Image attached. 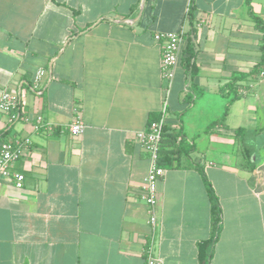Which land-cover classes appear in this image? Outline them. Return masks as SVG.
Returning a JSON list of instances; mask_svg holds the SVG:
<instances>
[{
	"label": "crops",
	"instance_id": "obj_1",
	"mask_svg": "<svg viewBox=\"0 0 264 264\" xmlns=\"http://www.w3.org/2000/svg\"><path fill=\"white\" fill-rule=\"evenodd\" d=\"M250 2L264 20V0ZM183 27L168 85L155 36ZM262 43L247 0H0V92L21 93L20 118L0 111V138L31 139L10 169L23 187L0 178V264H146L150 244L164 264H264ZM242 75L223 121L225 85ZM162 114L171 163L153 228L137 135ZM78 115L85 128L73 136ZM38 116L52 130L36 132Z\"/></svg>",
	"mask_w": 264,
	"mask_h": 264
},
{
	"label": "built area",
	"instance_id": "obj_2",
	"mask_svg": "<svg viewBox=\"0 0 264 264\" xmlns=\"http://www.w3.org/2000/svg\"><path fill=\"white\" fill-rule=\"evenodd\" d=\"M188 30L181 28L177 31H165L156 34V39L162 42L163 50L161 57V74L162 78L167 81L168 85L171 84L175 77V71L180 63L181 54L188 36ZM45 70H39L33 78L32 89H38V83ZM264 75V69L262 71ZM20 105L21 93L3 90L0 92V111L11 115V120L20 118ZM166 107L163 108L165 114ZM165 117L162 114L157 120L151 121L147 128L137 135L138 141L142 147L149 154L150 167L147 176L145 177L142 189L144 191V199L146 201L149 215L150 224L153 228L156 227L158 222L157 205L159 200L158 183L165 176L167 169L160 165V148L163 138V131L165 126ZM85 128V123L81 116H77L69 125V131L73 136L80 135ZM41 129L52 130L50 123L44 122L42 116L36 118L34 130L36 132ZM31 144L30 138H13L1 139L0 138V178L12 177L15 181V186L22 188L25 181V175L20 172H12L10 169L14 163L19 160L25 149ZM154 245L150 244L147 250L146 264H164L163 260L154 254Z\"/></svg>",
	"mask_w": 264,
	"mask_h": 264
},
{
	"label": "trees",
	"instance_id": "obj_3",
	"mask_svg": "<svg viewBox=\"0 0 264 264\" xmlns=\"http://www.w3.org/2000/svg\"><path fill=\"white\" fill-rule=\"evenodd\" d=\"M247 4H248V7H249V14L252 16V18H253V20L255 22L256 28L258 30H260L261 32H263V43L261 45V49L264 51V20L254 13V11H253V9L251 7L250 0H247ZM192 15L193 14L191 13V16ZM185 52L188 54L187 57L185 58V67L190 70L192 77H194L199 72V66L194 61L192 62V59L196 55L195 52H194L193 45L188 43ZM259 65H262V68L264 67V59H263L262 62L259 63ZM257 70H258L257 68H254L249 74H246L245 77L249 76L251 74H256ZM243 77H244V75L235 76V77H233V80L230 83H227V85H225V91L223 92V94H225L227 96L231 94L232 98H231V101H229L226 104L225 111L223 113V116L221 117V120H223V121L226 118V115H227V112H228V109H229V106H230L231 102H233L234 100H236L239 97H241L242 93L240 94L238 92V86L236 84V81L239 78H243ZM159 118L160 117L151 119V121L157 120ZM219 121H220V119H219ZM217 122H215V123H217ZM166 132H167V129H166V126H164L163 134H166ZM172 140H173V137H172ZM172 142H174V140ZM164 143L165 142H163L161 144V148H160V165L165 167V166H167V165H169L171 163V158H170V154H168L166 152V149L164 148ZM245 148L247 149L246 153H245V156L250 161V159H251V157L253 155V149L250 146H248V145ZM245 168L252 170V169L255 168V164L251 163V165H248ZM207 188H208L209 199H210V202H211L212 223H213V226L215 228V231L217 232L218 229H219V225L221 223V220H222L221 205H220L219 199H218V197H217V195H216V193H215V191L213 189V186H212V184L209 181L207 183Z\"/></svg>",
	"mask_w": 264,
	"mask_h": 264
},
{
	"label": "rangeland",
	"instance_id": "obj_4",
	"mask_svg": "<svg viewBox=\"0 0 264 264\" xmlns=\"http://www.w3.org/2000/svg\"><path fill=\"white\" fill-rule=\"evenodd\" d=\"M264 67L261 69L263 71Z\"/></svg>",
	"mask_w": 264,
	"mask_h": 264
}]
</instances>
